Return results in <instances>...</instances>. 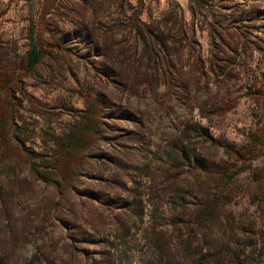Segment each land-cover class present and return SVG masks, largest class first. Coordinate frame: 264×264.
Segmentation results:
<instances>
[{
	"label": "trees",
	"instance_id": "1",
	"mask_svg": "<svg viewBox=\"0 0 264 264\" xmlns=\"http://www.w3.org/2000/svg\"><path fill=\"white\" fill-rule=\"evenodd\" d=\"M188 1L190 25L184 23L179 6L145 19L143 0L135 4L130 0H40L30 7L26 49L16 40H0V201L6 220L12 219L7 198L14 189L22 192L33 184L34 192L42 187L49 191L45 201L35 206L46 221L60 212L63 201L81 194V180L97 176L102 166H119L126 153L138 148L137 142L142 145L146 124H133L136 127L128 132L110 122L118 120V115L130 122L131 114L122 105L125 95L127 100L155 102L170 114L173 101L202 84L210 92L211 87L239 79V67L249 60L246 52L257 49L256 32L264 26L256 1L239 0L243 7L236 17L211 14L212 0ZM197 28L208 34L207 57L197 41ZM68 57L97 69L93 79L100 87L87 95L84 109L61 113L72 122L58 131L52 126L58 115L53 116L48 104L30 91L28 81L44 60ZM249 82L243 96L264 105V73ZM208 104L194 102L201 118L211 121L230 113L238 103L227 97L213 101L206 110ZM174 129L179 132L172 146L177 169L193 165L192 143L222 154L219 161L194 158L200 174L213 180L220 191L197 205L200 229L195 231V241L189 232L181 231L174 249L160 233L151 245L152 264H263L264 232L256 221L225 219L224 209L238 197L240 176L254 171V163L264 157V117L239 145L214 138L198 123L186 122ZM129 136L135 145L126 141ZM134 168L137 171L138 165ZM250 186L246 188L252 190ZM258 191L254 187L251 193ZM98 192L103 190L90 191L86 197L98 202ZM58 220L64 225L63 219Z\"/></svg>",
	"mask_w": 264,
	"mask_h": 264
},
{
	"label": "rangeland",
	"instance_id": "2",
	"mask_svg": "<svg viewBox=\"0 0 264 264\" xmlns=\"http://www.w3.org/2000/svg\"><path fill=\"white\" fill-rule=\"evenodd\" d=\"M39 1L0 0L1 41L13 39L26 49L30 7ZM143 1L145 19L179 6L184 23L190 25L192 22L188 0ZM254 1L264 17V0ZM209 3L211 14L225 17L229 14L236 17L239 14L236 11L243 7L239 0H212ZM256 34L260 39L257 49L246 52L249 60L239 67V79L234 83H223L220 88L211 87L210 92L202 84V88L173 101L174 111L170 114L162 112L155 102L134 97L127 100L125 95L126 103L122 105L131 114L130 122L121 115L110 122L113 125L119 123L128 132L136 127L133 124H146L142 145L137 142L138 148L126 153L119 166H102L100 172L97 170V176L81 180V194L63 201L57 214L45 221L43 211H36V204L45 201L50 192L43 187L34 192L33 184L27 185L22 192L14 189L7 198L11 208L10 223L4 217L0 201V264H152L155 260L151 257V245L159 240L160 233L174 249L179 246L181 231L189 232L194 240L195 231L200 229L197 205L220 191L213 180L200 174L194 158L219 161L223 157L208 145L192 143L189 147H192L190 155L194 166L177 169L172 160L176 156L172 146L179 138V132L174 127H182L186 122L198 123L208 128L214 138L237 145L244 143L246 136L264 117V105H257L243 96L248 91L246 85H251L249 81L264 73V26ZM197 41L203 56L207 57L210 48L207 32L197 28ZM96 71L85 68L83 62L74 57L50 58L44 60L28 81L30 91L48 104L53 116L58 115L52 124L58 131L72 122L68 114L61 113L66 109H84L87 95L99 89L93 79ZM227 97L237 101V107L230 113L212 117L211 121L202 119L200 110L194 105V102H220ZM126 139L130 145L135 143L133 136ZM253 167L254 171L240 176L235 190L238 197L224 209V214L225 219L256 221L264 232V157ZM247 185H251L252 190H248ZM254 187L259 191L252 195ZM99 188L103 192H98V202L86 197L90 191ZM58 219H63L64 225ZM42 220L44 224L40 223Z\"/></svg>",
	"mask_w": 264,
	"mask_h": 264
}]
</instances>
